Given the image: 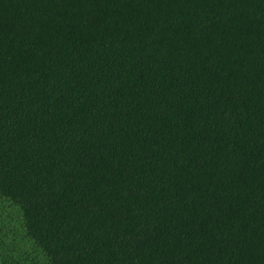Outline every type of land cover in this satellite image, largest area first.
Masks as SVG:
<instances>
[{
    "label": "trees",
    "instance_id": "16d2710c",
    "mask_svg": "<svg viewBox=\"0 0 264 264\" xmlns=\"http://www.w3.org/2000/svg\"><path fill=\"white\" fill-rule=\"evenodd\" d=\"M0 264H264V0H0Z\"/></svg>",
    "mask_w": 264,
    "mask_h": 264
}]
</instances>
